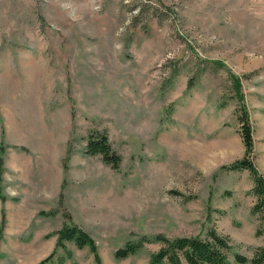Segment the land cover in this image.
Here are the masks:
<instances>
[{"label": "rangeland", "instance_id": "1", "mask_svg": "<svg viewBox=\"0 0 264 264\" xmlns=\"http://www.w3.org/2000/svg\"><path fill=\"white\" fill-rule=\"evenodd\" d=\"M230 71L264 174V0H0V264H148L161 243L115 251L211 227L251 258L264 234L252 175L230 168ZM91 129L119 168L84 151ZM65 224L96 249L59 244Z\"/></svg>", "mask_w": 264, "mask_h": 264}, {"label": "trees", "instance_id": "2", "mask_svg": "<svg viewBox=\"0 0 264 264\" xmlns=\"http://www.w3.org/2000/svg\"><path fill=\"white\" fill-rule=\"evenodd\" d=\"M229 73L233 81L235 96L239 100L237 113L245 146L243 156L231 163L230 168L248 170L253 177L254 183L250 193L255 196L256 200L252 212L258 214L262 222V226L257 230V233L261 235L264 234V174L258 169L254 160V128L250 112L245 103L241 77L231 71ZM84 151L92 155H101L104 162L114 168H119L122 162V155L113 148L109 134L105 129H91L89 131ZM67 239L74 240L77 246L81 248L90 244L94 250L96 249L88 233L77 225L65 224L59 231L58 243L62 244ZM144 242L161 243L159 250L150 255L148 264H183L182 259H185L189 264H231L230 254H233L235 260L239 263L264 264V242L255 249L253 256L250 258L244 254L234 252L230 237L218 232L213 227L207 230L205 237L200 235L168 237L162 233L144 237L141 241L129 242L118 248L115 251V256L117 258H127L137 253ZM43 262L45 260L39 264H43Z\"/></svg>", "mask_w": 264, "mask_h": 264}]
</instances>
